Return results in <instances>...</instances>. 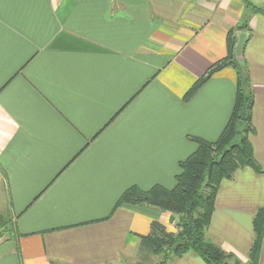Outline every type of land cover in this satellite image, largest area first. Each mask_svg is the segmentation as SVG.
<instances>
[{"label": "crops", "instance_id": "obj_1", "mask_svg": "<svg viewBox=\"0 0 264 264\" xmlns=\"http://www.w3.org/2000/svg\"><path fill=\"white\" fill-rule=\"evenodd\" d=\"M264 0H0V264H136L139 235L172 215L115 203L171 189L178 162L216 140L235 100L227 66L187 91L247 33L248 135L262 172L221 180L209 238L243 263L264 209ZM247 29H240L244 24ZM169 264H204L193 253ZM256 264H264V231Z\"/></svg>", "mask_w": 264, "mask_h": 264}, {"label": "trees", "instance_id": "obj_2", "mask_svg": "<svg viewBox=\"0 0 264 264\" xmlns=\"http://www.w3.org/2000/svg\"><path fill=\"white\" fill-rule=\"evenodd\" d=\"M253 12L264 13L263 7L251 6ZM245 23L240 29H247ZM228 54L213 63L209 69L187 91L185 99L206 82L212 74L232 66L237 72V87L230 117L219 137L208 141L190 136L196 144L195 150L178 162L179 171L174 176L175 185L168 189L154 185L142 189L132 185L125 189L115 203L147 205L167 211L177 223V231L169 232L157 221L150 225L147 235H139L140 253L159 256L156 264H169L172 259L193 253L204 264H256L264 231V209L254 220L255 240L250 250L249 260L241 262L231 251H226L214 243L208 235V226L213 213L217 188L223 179L232 177L235 170L248 166L255 172H262L254 158L248 135L253 132L251 110L253 95L249 87L247 70L234 59L235 41L227 39ZM242 135L240 136V133ZM10 221L0 216V231L9 229ZM3 232H0L2 235ZM140 264V263H136Z\"/></svg>", "mask_w": 264, "mask_h": 264}, {"label": "water", "instance_id": "obj_3", "mask_svg": "<svg viewBox=\"0 0 264 264\" xmlns=\"http://www.w3.org/2000/svg\"><path fill=\"white\" fill-rule=\"evenodd\" d=\"M247 33H239L237 35V42L234 45L233 55L234 59L238 63L243 62V50L246 43Z\"/></svg>", "mask_w": 264, "mask_h": 264}, {"label": "rangeland", "instance_id": "obj_4", "mask_svg": "<svg viewBox=\"0 0 264 264\" xmlns=\"http://www.w3.org/2000/svg\"><path fill=\"white\" fill-rule=\"evenodd\" d=\"M242 135V132L240 133V136ZM176 228H177V223L175 222ZM192 254V253H191ZM160 257L159 256H154L151 253H140L139 254V260L137 263L140 264H156L159 261ZM173 260V259H172ZM171 260V261H172ZM170 261V262H171ZM169 262V263H170Z\"/></svg>", "mask_w": 264, "mask_h": 264}]
</instances>
